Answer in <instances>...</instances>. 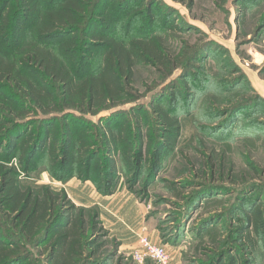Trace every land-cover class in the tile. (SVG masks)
<instances>
[{
    "label": "trees",
    "instance_id": "1",
    "mask_svg": "<svg viewBox=\"0 0 264 264\" xmlns=\"http://www.w3.org/2000/svg\"><path fill=\"white\" fill-rule=\"evenodd\" d=\"M129 5V0H0V264H34L38 254L47 264L99 262L93 259L105 245V234L97 208L78 207L64 189L46 186L39 194L20 185L22 172L29 173L45 146L50 147L47 171L54 179L91 180L111 195L122 172L137 196L145 162L152 171L142 182L147 187L163 156L177 149L182 121L174 94L166 100L165 89L154 94L149 114L143 105L131 107L132 112L117 110L141 98L134 85L139 66L151 65L166 78L189 57L185 50L169 48L166 31L176 29L175 23L157 29L151 18L146 31L116 35L113 15L126 9L129 22L142 9ZM148 8L140 14L147 15ZM161 18L168 23L167 15ZM178 78H188L186 69ZM168 85L185 96L187 106L181 108L190 112L189 83L178 90L173 78ZM26 103L42 112L28 111ZM242 108L236 105L233 112ZM65 109L78 112L63 115L57 134L60 118L49 115ZM31 113L36 120L29 119ZM155 128L160 138L152 146L147 140ZM167 188L182 198L175 183ZM243 215L239 243L254 247L252 237H264V213L244 206Z\"/></svg>",
    "mask_w": 264,
    "mask_h": 264
},
{
    "label": "rangeland",
    "instance_id": "2",
    "mask_svg": "<svg viewBox=\"0 0 264 264\" xmlns=\"http://www.w3.org/2000/svg\"><path fill=\"white\" fill-rule=\"evenodd\" d=\"M129 1L130 7L142 9L129 22L125 15L128 10L113 11L116 35L146 31L151 18L157 29L175 23L176 29L165 28L169 48L189 54L188 61L166 78L151 65L139 66L134 85L141 98L117 109L132 112L131 107L143 105L149 114L153 95L164 89L165 100L174 94L180 104L182 135L177 149L163 156L158 175L147 187L142 182L147 174L151 178L152 171L145 162L135 187L138 196L133 192L145 207L142 236L150 239L146 232H153L156 240L150 241L167 249L171 264H229L231 259L235 264H264V237L253 236L254 247L242 246L237 231L244 206L264 213V0ZM147 4L151 10L140 14ZM162 13L168 23L162 22ZM184 69L188 78L179 79ZM173 78L178 90H183L185 83L191 86V92L184 90L186 96L192 95L190 112L181 108L186 105L185 96L168 90ZM26 104L28 111L42 112ZM236 105L242 106V111L233 112ZM67 112L78 111L65 109L49 115L60 118L57 134ZM106 112L110 111L101 115ZM37 116L31 113L29 119L36 120ZM95 131L99 137L98 127ZM151 137L147 141L154 146L160 130L155 128ZM49 148L45 146L36 155L29 173L22 172V188L32 187L41 194L46 186H60L55 182L61 181L47 171ZM120 175L119 182L126 185V176ZM169 183L176 184L181 199L169 191ZM192 198L198 202H191ZM101 226L105 245L94 263L160 264L154 259L144 263L134 260L133 252L141 247L140 242L133 246L134 233L114 235ZM93 248L87 249V260ZM38 257L34 264H47L43 255Z\"/></svg>",
    "mask_w": 264,
    "mask_h": 264
},
{
    "label": "crops",
    "instance_id": "3",
    "mask_svg": "<svg viewBox=\"0 0 264 264\" xmlns=\"http://www.w3.org/2000/svg\"><path fill=\"white\" fill-rule=\"evenodd\" d=\"M55 183L60 186L54 189L57 191L64 189L78 207L97 208L101 224L111 234L125 235L130 231L134 233L133 246L141 244V226L145 222V207L133 192L129 191L125 183L121 181L111 195L102 194L91 180L84 181L73 177L66 183L57 181ZM55 183L53 182V185ZM146 233L152 241L156 240L153 232ZM134 239L136 243H133Z\"/></svg>",
    "mask_w": 264,
    "mask_h": 264
},
{
    "label": "built area",
    "instance_id": "4",
    "mask_svg": "<svg viewBox=\"0 0 264 264\" xmlns=\"http://www.w3.org/2000/svg\"><path fill=\"white\" fill-rule=\"evenodd\" d=\"M141 247L133 252V258L139 263L154 259L160 264H171V256L164 246L152 243L147 236L140 239Z\"/></svg>",
    "mask_w": 264,
    "mask_h": 264
}]
</instances>
